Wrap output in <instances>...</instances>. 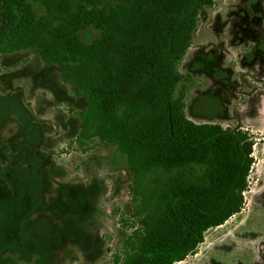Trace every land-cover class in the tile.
<instances>
[{"label":"rangeland","instance_id":"1","mask_svg":"<svg viewBox=\"0 0 264 264\" xmlns=\"http://www.w3.org/2000/svg\"><path fill=\"white\" fill-rule=\"evenodd\" d=\"M177 69L189 120L254 143L242 209L178 264H264V0L201 8ZM86 106L32 50L0 53V264H114L143 226L124 154L97 137L75 140Z\"/></svg>","mask_w":264,"mask_h":264},{"label":"trees","instance_id":"2","mask_svg":"<svg viewBox=\"0 0 264 264\" xmlns=\"http://www.w3.org/2000/svg\"><path fill=\"white\" fill-rule=\"evenodd\" d=\"M215 0H0V53L32 50L87 101L76 142L114 143L134 219L114 264H174L240 212L253 163L243 130L194 123L175 95L201 8ZM86 29L97 32L89 43Z\"/></svg>","mask_w":264,"mask_h":264},{"label":"flooded vegetation","instance_id":"3","mask_svg":"<svg viewBox=\"0 0 264 264\" xmlns=\"http://www.w3.org/2000/svg\"><path fill=\"white\" fill-rule=\"evenodd\" d=\"M180 263V262H177V264ZM176 264V263H175Z\"/></svg>","mask_w":264,"mask_h":264},{"label":"crops","instance_id":"4","mask_svg":"<svg viewBox=\"0 0 264 264\" xmlns=\"http://www.w3.org/2000/svg\"><path fill=\"white\" fill-rule=\"evenodd\" d=\"M181 262V261H180ZM177 263V262H176ZM175 264V263H174Z\"/></svg>","mask_w":264,"mask_h":264}]
</instances>
